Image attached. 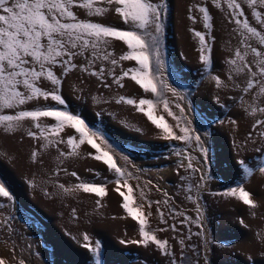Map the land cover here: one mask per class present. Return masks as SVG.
Masks as SVG:
<instances>
[{"label":"rangeland","instance_id":"rangeland-1","mask_svg":"<svg viewBox=\"0 0 264 264\" xmlns=\"http://www.w3.org/2000/svg\"><path fill=\"white\" fill-rule=\"evenodd\" d=\"M240 2L250 23L257 26L251 17L252 10L243 0ZM197 4L210 6L213 29L203 28L200 14L194 9L191 15L197 17V22L189 19V9ZM97 6H105L103 0H97ZM74 11L81 18H88L86 10ZM89 19L125 28L119 15L111 10L103 17ZM162 22L161 46L171 73L169 76L166 72L163 78L168 87L175 90V94L165 92L164 98L176 113L179 110L175 103L179 102L185 108L184 116L191 127L202 136L207 158L203 152L191 149L186 153L196 158L194 167L201 168V172L190 174L178 167L180 158L173 149L186 148V145L163 139V131L156 129L140 112L139 100L153 99L154 115L163 116L180 135L176 121L167 115L155 94L145 93L130 79L131 73L120 81L124 85L120 87L106 71L105 79L111 87H104L97 78L77 69L64 79L63 98L73 113L80 114L90 125L100 127L112 143L123 150L122 153L113 151L97 138L102 150L109 151L125 172L127 185L133 188L131 206L144 214L145 231L158 239H167L168 247L174 250L180 239L185 240L184 248L178 251L181 259L187 257L184 264H197V261L198 264H264V172L259 171L264 166V138L256 134L264 131V125L253 132V139H246L255 121L264 119V113L250 114L252 108L264 107V95L259 94L258 87L244 93L246 77L234 73L227 64L240 47L239 35L233 30L235 25L229 22L226 7L215 9L211 0H167ZM194 31H207L215 38L211 42L210 74L205 72L199 59V39ZM211 37L206 38L211 40ZM109 50L117 59L127 51L122 42L116 41ZM75 62L84 63L82 59ZM135 66V62L121 61L116 75ZM99 67L97 65V70ZM213 76L220 78L219 87ZM42 86L48 87L47 82ZM121 96L134 99L136 104L117 103ZM35 106H54V102L41 100L35 102ZM32 109V104L25 108ZM144 110L147 111V106ZM233 120L237 123L233 124ZM44 122L51 123L47 119ZM30 127L31 122L26 121L15 134L0 130V182L5 183L13 196L12 201L0 198V220L10 225L0 224V258L6 264H19L20 260L25 264H94L90 253L81 246L85 234L93 244L96 240L101 242L102 264H168L155 245L149 243L145 248L131 243L143 238L138 222L122 208V197L114 190V183L106 185L107 195L103 198L75 189L79 182L100 184L105 178L112 179L106 166L88 155L95 154V150L84 145L77 149L79 156L61 157V150L70 151L66 145L45 149L42 141L27 137ZM70 134L69 130L61 133L65 139ZM33 152L37 153L35 162ZM123 155L128 156V161L122 159ZM239 160H245L252 167L250 176L238 166ZM71 172H76L81 179L78 181ZM97 172L101 174L99 178ZM185 176L188 179L182 181L181 177ZM201 176L205 178L201 180ZM61 184L73 190L65 192ZM127 185L121 190L126 192ZM237 186L245 187L252 194L258 205L256 209L243 205L237 197L222 195ZM188 195L201 205L203 216L199 227L182 224L183 216L171 215L170 210L175 209L197 218L196 205L187 199ZM160 211L164 212L163 219L167 223L161 222ZM173 224L177 231L172 230ZM197 232L203 235L197 236ZM189 234L191 240L187 239ZM121 240L126 243L121 244ZM192 246L196 247V252L191 251Z\"/></svg>","mask_w":264,"mask_h":264},{"label":"snow or ice","instance_id":"snow-or-ice-1","mask_svg":"<svg viewBox=\"0 0 264 264\" xmlns=\"http://www.w3.org/2000/svg\"><path fill=\"white\" fill-rule=\"evenodd\" d=\"M243 3L252 10L251 17L258 27L250 23L240 0H211V6L215 9L226 7L228 20L235 25L233 30L240 38V47L235 50L233 58L229 59L227 64L234 73L243 74L246 77L247 85L243 89L244 93H249L258 87L259 94L264 95V0H243ZM103 4L105 6H97V0H0V130L5 134H15L24 122L30 121L31 127L26 133L27 137L42 141V147L45 149L49 146L59 148L60 145H66L70 151L61 150L59 152L61 157L79 156L77 149L84 145L90 146L95 150V154L90 152L88 155L102 162L112 179L105 178L100 184L79 182L75 185V189L103 198L107 195L106 185L114 183L116 185L114 190L122 197V208L133 221L138 222L139 234L143 238L140 241L132 240L131 243L142 244L145 248L151 243L161 251L163 257L168 260V264H184L187 257L181 259L178 251L184 248L185 240L180 239L177 249L174 250L168 247L167 239H158L145 231L144 214L131 206L133 188L127 185L125 172L117 165L109 151L102 150L101 145L97 143V138L113 151L122 153L123 150L118 149L100 127L90 125L80 114L73 113L62 95L64 79L77 69L97 78L104 87H111L105 79L106 71L107 76L120 87H124L120 81L129 77L131 73L130 79L145 93L155 94L163 103L167 115L176 121L175 127L179 129L180 135L173 131L163 116L154 115L153 99L139 100L140 112L156 129L163 131L165 134L163 139L180 141L186 145V148L173 149V153L180 158L178 167L184 168L190 174L201 172V168L194 167L193 161L196 158L186 153L188 149H191L193 152H203L204 157L207 158L208 150L204 147L202 136L196 134L195 129L191 127V122L185 118V108L177 102L175 108L179 110V113L173 112L169 101L164 98L167 91L175 94V90L169 88L163 78L166 72L169 76L171 75L161 46L162 21L167 12V0H103ZM112 5L115 7L111 8ZM74 9L86 10L88 18H81ZM193 9L200 14L203 28L213 29L214 17L210 12V6L197 4L189 9V19L196 23L197 17L191 15ZM110 10L119 15L125 25L124 29L89 19L103 17ZM194 36L199 39V59L205 66V72L210 74L213 64L210 55L211 42L215 38L211 37V33L207 31H194ZM206 37H211V40ZM113 41L122 42L127 49L118 59L109 50ZM77 59H82L84 63L78 64L75 62ZM121 61L135 62L136 66L123 70L122 75L117 76L116 68ZM106 64L111 67L106 69L104 67ZM97 65H100L99 70ZM212 78L219 87L220 78L217 76ZM43 82H47L48 87H43ZM41 100L54 102V106L36 107L35 102ZM120 102H126L127 105L136 104L134 99L124 96L117 101V103ZM29 104L33 105V109L25 110ZM144 106H147V111L144 110ZM257 111L264 113V107H254L250 114L254 115ZM6 112L11 114H5ZM45 119L50 120L51 123L44 122ZM232 123L237 122L233 120ZM262 125H264V119L256 120L252 131L246 133V139H253V132ZM65 130L71 132L67 139L61 135ZM256 134L264 138V131ZM36 156L37 153L33 152L34 162ZM122 159L128 161L129 158L123 155ZM184 160H187L186 165ZM237 164L245 173L251 175L252 167L245 160H239ZM259 171L264 172V166L260 167ZM100 175L99 172L96 173L98 178ZM128 175L130 176L131 173ZM71 176L78 181L81 179L76 172H71ZM204 178V176L200 177L201 180ZM187 179V176L181 177L182 181ZM247 179L248 176L245 177V180ZM124 185H127L126 192L121 190ZM60 188L65 192L73 190L65 188L63 184ZM189 191H191V185H189ZM222 195L237 197L243 205L252 209L258 206L253 201L252 194L243 186L232 187ZM0 198L13 200L11 192L3 182H0ZM187 199L196 205L197 218L193 219L175 209L170 210L171 215L183 216L184 219L180 221L182 224L192 223L199 227L203 216L201 205L192 195H188ZM152 203L150 201L149 206ZM97 204L99 206V200ZM164 204L167 205L168 201L165 200ZM160 216L161 222L167 223L163 219V211H160ZM0 224L10 226L3 220H0ZM171 227L173 231L178 230L175 224ZM189 232H191L190 229ZM196 235L202 236L203 233L197 232ZM187 239L191 240L192 235L189 234ZM83 241L81 246L90 253L94 264H102L101 242L96 240L93 244L88 234L83 236ZM120 243L125 244L126 241L121 240ZM191 251L196 252V247L192 246ZM0 264H6V261L0 258ZM19 264H25V261L20 260Z\"/></svg>","mask_w":264,"mask_h":264},{"label":"bare ground","instance_id":"bare-ground-1","mask_svg":"<svg viewBox=\"0 0 264 264\" xmlns=\"http://www.w3.org/2000/svg\"><path fill=\"white\" fill-rule=\"evenodd\" d=\"M70 194V193H69ZM102 216H104V215H102ZM105 217V216H104Z\"/></svg>","mask_w":264,"mask_h":264}]
</instances>
